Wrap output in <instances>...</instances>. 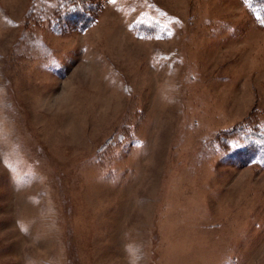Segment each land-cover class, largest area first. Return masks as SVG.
Listing matches in <instances>:
<instances>
[{
    "label": "rangeland",
    "instance_id": "374dc122",
    "mask_svg": "<svg viewBox=\"0 0 264 264\" xmlns=\"http://www.w3.org/2000/svg\"><path fill=\"white\" fill-rule=\"evenodd\" d=\"M102 1L54 32L0 0V264H264V167L220 144L264 127V27L242 0Z\"/></svg>",
    "mask_w": 264,
    "mask_h": 264
},
{
    "label": "trees",
    "instance_id": "16d2710c",
    "mask_svg": "<svg viewBox=\"0 0 264 264\" xmlns=\"http://www.w3.org/2000/svg\"><path fill=\"white\" fill-rule=\"evenodd\" d=\"M43 3L48 6L44 4L41 9L48 14L41 17L48 20L54 32L87 29L96 21V11L103 5L102 0H42ZM242 3L264 27V0H242ZM134 27L136 34L144 37L164 36L168 31L165 25L152 21L148 14L140 15ZM220 144L225 157L232 155L238 161L264 167V127L239 124L221 136Z\"/></svg>",
    "mask_w": 264,
    "mask_h": 264
}]
</instances>
